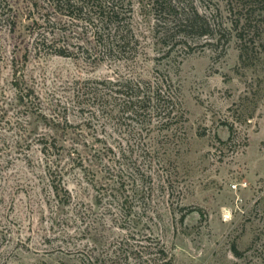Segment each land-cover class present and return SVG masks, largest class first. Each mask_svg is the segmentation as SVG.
Masks as SVG:
<instances>
[{"label": "rangeland", "instance_id": "rangeland-1", "mask_svg": "<svg viewBox=\"0 0 264 264\" xmlns=\"http://www.w3.org/2000/svg\"><path fill=\"white\" fill-rule=\"evenodd\" d=\"M21 1L0 18V264H86L97 233L84 231L80 207L94 208L93 226L111 223L108 208L128 215L176 264H264V0H133L138 55L95 63L77 53L79 30L69 40L77 58L38 48L53 28ZM195 12L202 27L181 26ZM215 25L227 31L209 34ZM156 68H173L187 118L166 165L140 156L85 93L89 82L150 79ZM55 143L95 156L91 170L64 165L70 204L43 152H59Z\"/></svg>", "mask_w": 264, "mask_h": 264}, {"label": "trees", "instance_id": "trees-1", "mask_svg": "<svg viewBox=\"0 0 264 264\" xmlns=\"http://www.w3.org/2000/svg\"><path fill=\"white\" fill-rule=\"evenodd\" d=\"M20 1V0H19ZM24 8L30 13L37 10L50 29L47 35L41 34L38 48L48 49L51 54L77 58L81 53L91 63L104 61L106 58L129 60L138 55L140 42L133 26V0H22ZM13 9L9 0H0V18L6 19L5 10ZM66 17L70 23L60 20ZM200 15L188 13L180 19L185 28L202 27L198 22ZM4 19V20H5ZM9 21V18H7ZM248 23V21H247ZM59 29L61 34L55 32ZM248 24L236 28L237 35L244 40V31ZM81 31L82 43L77 44L78 52L70 50L69 40L72 33ZM250 30V29H249ZM227 27L215 25L208 32L223 34ZM61 36L56 38V36ZM205 35H208L205 33ZM51 36V39L49 38ZM87 36V37H86ZM64 44H60V42ZM73 45V44H72ZM244 58V53L241 54ZM173 68L161 70L156 68L150 79L119 76L104 80H96L86 85L85 93L98 106V111L106 115L123 134H130L140 150V156L153 160L162 158L166 165L172 161L179 146V134L183 133V125L187 121L186 112L181 99V91L175 81ZM54 119V118H53ZM56 120V119H55ZM53 121V120H52ZM57 141V138H55ZM59 151L64 146L54 144L59 152L50 153L45 146L46 164L53 181V188L59 202L70 204L73 200L71 191L63 182L65 164L79 165L85 171L91 170L95 159L89 154L84 155L76 146ZM65 149V148H64ZM67 151V152H66ZM65 162V163H64ZM68 164V165H69ZM113 193V192H112ZM115 195V194H112ZM110 197L111 193L100 194ZM102 200V199H101ZM100 200V201H101ZM106 200V199H105ZM113 216L107 224L95 219L94 226L90 218L97 216L94 208H76L78 220L86 224L84 231L97 233L96 246L93 251L85 254L86 264H176L174 257L152 236L143 234L137 227L130 226L128 215L119 216L112 208L107 209ZM98 217V216H97ZM186 216L182 217L184 221ZM101 219V218H100ZM114 229L122 230L120 235L111 236L108 232ZM102 242V247L98 243ZM236 256L241 253L236 246L233 248Z\"/></svg>", "mask_w": 264, "mask_h": 264}]
</instances>
